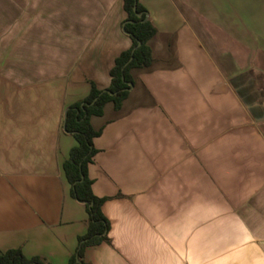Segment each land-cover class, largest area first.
<instances>
[{
	"label": "crops",
	"instance_id": "crops-1",
	"mask_svg": "<svg viewBox=\"0 0 264 264\" xmlns=\"http://www.w3.org/2000/svg\"><path fill=\"white\" fill-rule=\"evenodd\" d=\"M141 2L157 31L154 63L132 70L121 109L109 102L91 119L100 134L89 175L110 242L87 247L86 264H191L194 203L225 200L240 219L264 212V0ZM5 3L15 20L28 8ZM81 5L41 8L35 62L0 69V254L69 264L88 229L64 171L76 145L64 117L91 82L110 85L132 40L122 3Z\"/></svg>",
	"mask_w": 264,
	"mask_h": 264
},
{
	"label": "trees",
	"instance_id": "trees-1",
	"mask_svg": "<svg viewBox=\"0 0 264 264\" xmlns=\"http://www.w3.org/2000/svg\"><path fill=\"white\" fill-rule=\"evenodd\" d=\"M123 8L126 12L124 28L132 43L116 57L110 70V85L106 89H100L95 82H91L90 93L67 109L65 130L74 136L76 145L64 163V171L71 184L72 196L86 205L89 214L88 229L79 237L77 250L70 258L69 264H86L87 247L110 242L108 236L110 222L102 211L106 198L95 195L92 188L93 180L89 175V165L97 152L93 140L100 134V131L93 127L91 119L93 116L103 115L109 102H112L117 110L121 109L130 95L131 85L134 84L132 70L148 68L154 63L149 42L157 31L152 21L146 18V8L141 0H123ZM110 92L116 94L112 95ZM0 264L50 263L38 256L27 257L21 249L12 248L0 254Z\"/></svg>",
	"mask_w": 264,
	"mask_h": 264
},
{
	"label": "rangeland",
	"instance_id": "rangeland-1",
	"mask_svg": "<svg viewBox=\"0 0 264 264\" xmlns=\"http://www.w3.org/2000/svg\"><path fill=\"white\" fill-rule=\"evenodd\" d=\"M9 1L23 2L28 4V8L21 13L17 20L14 19V11L5 8L0 10V69L3 68L6 73L10 72L9 70L16 73V70L22 71L25 70V67L31 66L34 60L31 54L32 47L39 44V41L32 42L31 40L35 27L40 23L41 8H50L52 4L61 2L81 3L80 7H84L83 4L90 1L100 4H115L117 2L123 4V0H0L1 7L8 5L5 2ZM112 8H116V6L114 5ZM27 36L28 42L25 41ZM22 74L24 75V73ZM204 209L199 202L194 203L196 216H194L191 264H264L263 247L255 244V237L264 239V234H250L248 223L245 222L248 221L249 224L257 226L258 230H263L261 227L264 225L263 211L255 212L249 218L240 219L228 214L230 212L229 204L225 200L210 201L209 209H206L207 211ZM201 212L203 215L208 213V218H201ZM206 220H208L209 234L201 233L202 230L199 228L201 222L203 225L206 224ZM196 229L198 230L196 231ZM187 260L190 261V257L187 256Z\"/></svg>",
	"mask_w": 264,
	"mask_h": 264
},
{
	"label": "water",
	"instance_id": "water-1",
	"mask_svg": "<svg viewBox=\"0 0 264 264\" xmlns=\"http://www.w3.org/2000/svg\"><path fill=\"white\" fill-rule=\"evenodd\" d=\"M135 10H136V7H135ZM139 16H141V14H139ZM146 18H148V16H147ZM124 27H125V23L123 24V29H124V31H125V28H124ZM125 32H126V31H125ZM126 33H127V32H126ZM127 34H128V33H127ZM139 45H140V43H139ZM139 45H138V46H139ZM136 48H137V47H136ZM134 50H135V49H134ZM132 58H133V57H131L130 60H132ZM132 86H133V85H131V89H132ZM110 93H111L112 95L116 94V93H113V92H110ZM66 115H67V111H66V113H65V117H64V129H65ZM65 131H66V130H65Z\"/></svg>",
	"mask_w": 264,
	"mask_h": 264
}]
</instances>
